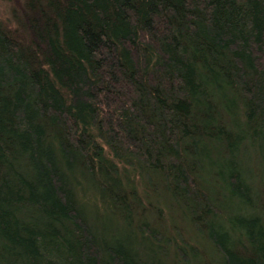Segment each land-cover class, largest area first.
Masks as SVG:
<instances>
[{"label": "trees", "instance_id": "16d2710c", "mask_svg": "<svg viewBox=\"0 0 264 264\" xmlns=\"http://www.w3.org/2000/svg\"><path fill=\"white\" fill-rule=\"evenodd\" d=\"M0 264H264V0H15Z\"/></svg>", "mask_w": 264, "mask_h": 264}, {"label": "rangeland", "instance_id": "374dc122", "mask_svg": "<svg viewBox=\"0 0 264 264\" xmlns=\"http://www.w3.org/2000/svg\"><path fill=\"white\" fill-rule=\"evenodd\" d=\"M15 0H0V18L7 20L9 18V10Z\"/></svg>", "mask_w": 264, "mask_h": 264}]
</instances>
